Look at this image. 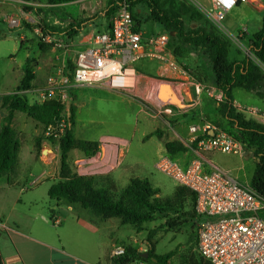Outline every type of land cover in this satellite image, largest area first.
<instances>
[{
	"label": "rangeland",
	"instance_id": "1",
	"mask_svg": "<svg viewBox=\"0 0 264 264\" xmlns=\"http://www.w3.org/2000/svg\"><path fill=\"white\" fill-rule=\"evenodd\" d=\"M44 1L45 0L37 2L38 4L34 6L22 4V7H17L19 8L17 12L9 11L5 12V14L10 13L19 17V25L9 28L14 30L24 29L27 31L22 43L27 42V51L31 57L29 65L33 70L37 68L38 73H42L44 77H47L56 69H69L68 62L73 64L75 48L62 34L43 36L39 31V26L48 25L51 27H64L68 21L74 26H80L85 23L87 19L74 17V8H72V5L70 6L67 3L49 5ZM111 1L112 0H106L107 11L108 8H110L109 4ZM160 1L170 2L171 0ZM174 4L179 7L183 5V9H189L191 7L194 9L196 15L193 13L184 16L188 27L192 26L191 15L197 16V19L199 16L203 19H208L206 11L210 6L209 0H174ZM132 13L138 18H143L140 23V28L145 34L150 35L159 30V25L157 23L146 20L149 16L147 4L142 2L135 4L132 7ZM108 22L109 20L104 18L102 23ZM222 24L225 29L224 31L215 27L229 42V59L241 58L243 55L248 54L246 47L242 45L239 39L245 32L238 28L244 26L248 33H252L256 30L255 25H261V18L254 14L249 4H240L230 9L225 14ZM178 62L181 64L180 66L184 67L197 81L208 85L212 84L210 65L208 61L200 55L198 50L185 53L178 59ZM134 66L138 71L156 77L155 72L157 63L148 60H139L134 63ZM9 86L12 90V81ZM155 86L154 79L141 78L140 84L133 92V94L136 95L95 86L82 87L78 90L75 89L76 91L74 90L72 92L71 104L75 108V125L74 128H72L73 135L85 141H97L100 135H114L127 138L129 140V146L127 148L126 143L123 142L125 139L117 140L103 137L100 139V143L104 144L103 141L120 142L118 147L122 148L123 154L125 153V149H127L126 158H124V162H122L124 167L136 164L134 169L138 170L142 166L148 172V176L153 175L158 179L159 184L172 187V179L154 167V162L158 158L156 146L154 144L155 141H148L149 137L152 135L157 138H162L163 136L168 137L170 130L166 123L167 121H172L171 117L163 113H158L150 104H154L153 95L154 91H156ZM260 92L263 93V89ZM258 97L264 98V96ZM28 101L30 103L34 102L31 98H29ZM213 101L214 100L211 98H203L201 104L194 105L192 108L186 107V113L184 115L189 116L186 127L188 128L190 137L193 138L185 141L186 145L184 146L186 147V153L184 154V158H182L185 162H190L193 158L192 149L197 145L198 135H201H192L190 127L196 126L202 131L204 126H208L209 128L215 126L221 127L229 133H233L230 128L226 127L225 121L220 119L219 115L216 113ZM159 120L160 122H158ZM33 121L36 122V124H34ZM170 126L173 128L174 122H171ZM19 130L22 132L18 135L20 141L36 142L37 137H40V141L46 140L43 127L33 119L28 120L27 124L19 120L16 130L17 133H19ZM201 133L202 136L206 134V132L203 131ZM51 142L54 144L55 140L49 139L48 144L53 145ZM157 142L162 143L163 141H156V143ZM21 146V155H23L28 146H31V143L23 142ZM112 149L113 151L115 150L114 145ZM212 153L214 152L205 151L202 155L203 157H209ZM90 158V161L87 159L85 161H78L75 164L72 161L69 163L67 160V167L70 171L82 176L97 175L101 171L108 169L107 166L101 164L99 157H97L95 153L92 154ZM213 158L220 166L227 167L230 165L239 167L241 165L240 158L237 156L217 152L214 154ZM242 159L245 162L244 171L250 173L253 168L252 164L254 165V158L250 148L244 147ZM56 163L60 170L59 149ZM32 167H34L37 172L42 169L38 161H33ZM208 168L211 167L208 166ZM238 172L241 174L243 170L240 169ZM188 194L189 193L186 192L184 197L177 204L176 209L166 214L165 217H156L153 221H148L141 225V233L137 234L136 238L133 239L134 241L131 239V242L135 245L137 250L139 249L141 252L150 251V248L153 247V243L155 242L154 253L157 255H164L172 252L171 264H190L192 261H199L201 259L197 252L199 219L193 209V198ZM135 230L137 232L139 231V229ZM130 233V226L123 225L122 235L120 236H122V238H127L125 236L130 235ZM132 263L159 264L153 257L147 258L144 261H134L129 264Z\"/></svg>",
	"mask_w": 264,
	"mask_h": 264
},
{
	"label": "crops",
	"instance_id": "2",
	"mask_svg": "<svg viewBox=\"0 0 264 264\" xmlns=\"http://www.w3.org/2000/svg\"><path fill=\"white\" fill-rule=\"evenodd\" d=\"M66 3L70 6L72 5V8H74V17L87 19L85 23L80 25L78 34L71 39H67L74 46L75 51H77L80 48V44L85 42L91 34L97 32L107 24L102 23L104 18H106L107 3L106 0H72ZM22 4L34 6L38 3L22 0H0V21H2V16L5 12H17V9H19L17 7H22ZM249 6L252 8L254 14L262 19L264 0H258L253 5L249 4ZM68 23H66V26ZM137 24L140 26V23ZM2 26L8 28L4 23ZM255 27V32H257L261 28V25L258 24ZM238 29L245 32L242 36L244 38H239L242 45H244L251 34L255 33H248L244 26H240ZM158 31H160V28ZM26 32L24 29H13L12 32L0 38V130L7 115V110L2 107L3 96L16 92L17 86L24 75L25 61L27 57H30L26 47L27 42L22 43ZM163 69L166 68L159 67L157 63L155 73L157 74ZM33 73L34 79L31 83L33 88L25 92L28 99L31 98L32 101H35V91L44 87L47 77H44L42 73H38L37 68H34ZM167 73L171 78H185L172 71H167ZM11 81L12 90L9 88ZM79 88L82 87L74 86L70 88V105L72 104V92ZM203 98L209 97L203 93L196 96L192 88H186L184 89V97L181 102L188 105L185 104V107L180 108L169 104L159 109L158 113H163V109H169L163 114L171 117L172 121H167L166 123L170 130L168 137L157 138L152 135L148 139V141H155L154 144L158 156L166 154L165 143L180 141L183 145H186L185 141L193 138L190 137V133L186 127L189 116H185L184 114L186 113L187 106L188 108H192L194 105L201 104ZM233 103L235 108L241 111L247 119L250 116L244 112L245 108L253 106L264 110V98H260L254 92L243 89L236 88L233 90ZM19 120L27 124L28 120L32 119L21 112H14L11 125L16 130ZM171 122H174L173 128L170 126ZM74 125L72 128H74ZM214 128L219 127L211 126L208 130L209 135L212 134ZM18 132V135L22 133L20 130ZM201 132V129L198 128L196 135L201 134L198 136L203 137ZM103 137L117 140L125 139L123 142L126 143V148L129 146L127 138L114 135H100L97 141L87 140L98 143L94 153L99 157L101 164L108 167L107 170H103L97 175L109 176L117 189L124 188L131 178H147L152 187L159 191V196L173 195L175 188L178 187L173 180L172 187L164 186L159 184L158 179L153 175L148 176V172L142 166L138 170L134 169L136 164L124 167L122 162L126 158L127 149H125V153L123 154L122 148L118 147L120 142L117 141H103L104 144H101L100 139ZM74 138L78 139L75 136ZM156 141L163 142L156 143ZM23 142L31 143V146H28L23 155H21L22 146L20 147L17 154L18 163L16 171L12 175L5 174L0 177V223L4 225V227L0 226V255L3 264H114V260L110 261L108 257L114 245L124 243L135 247L131 239H135L137 234L141 233L142 230L137 232L129 225L130 235H126L125 237L127 238H122L120 235H122L123 225H120L118 218L105 220L99 218L92 219L87 210H84L78 204L70 205L62 201L56 202L49 199L48 189L54 181L59 179L56 158L50 164L45 162L47 161L46 159L42 160L40 154L44 141H41L39 151L36 149L35 141H21V143ZM113 145L115 147L114 151L112 149ZM185 153V151L178 153L174 157V160L183 168L189 163L182 159ZM215 153L217 152L212 153L209 157H204L206 162L209 163L205 164L206 170L214 167L229 173L239 183L249 184L255 163L254 165L252 164L253 168L250 173L245 172V162L242 157L229 154L240 158L241 165L239 167L230 165L227 167L220 166L213 158ZM90 157L92 155H88L84 150L72 148L68 152L67 160L69 163L72 161L75 164L78 161H85L87 159L90 161ZM33 161L39 162L42 167L41 171L37 172L32 167ZM208 166L211 168H208ZM240 169L243 170L241 174L238 172ZM52 217L59 218L60 223L54 225L51 221ZM154 243L153 247L150 248L153 251L155 250ZM138 251L140 250L138 249ZM171 257L172 255L165 264H171Z\"/></svg>",
	"mask_w": 264,
	"mask_h": 264
},
{
	"label": "built area",
	"instance_id": "3",
	"mask_svg": "<svg viewBox=\"0 0 264 264\" xmlns=\"http://www.w3.org/2000/svg\"><path fill=\"white\" fill-rule=\"evenodd\" d=\"M258 0H209L206 11L208 19L219 30L224 31L225 14L240 4L253 5ZM2 21L8 27L19 25V17L4 14ZM168 35L165 32L145 34L135 22L129 9L128 0H118L110 27H101L80 44L75 51L74 67L71 75L66 69H56L46 78L43 88L36 92L35 103L53 100L61 106L59 115L44 130L46 140L40 156L50 164L57 157L59 141L69 125L68 115L71 103L70 88L95 86L132 95L140 84L141 78L154 79L155 111L169 105L159 99L160 84L170 86V95L179 101L183 100L184 89L192 88L196 96L221 101L223 93L214 85L201 83L194 79L180 66L168 47ZM148 60L165 67L156 77L138 71L134 63ZM167 71L175 72L185 78H171ZM171 105V104H170ZM169 109H163L166 113ZM241 112V111H240ZM249 119L264 126V110L256 107L244 109ZM210 128L204 126L203 132ZM192 135L198 127H190ZM49 139L55 143L48 144ZM48 141V142H47ZM205 151L233 154L243 157L244 145L221 128H214L212 134L203 136L193 152V158L186 167L166 154L158 156L154 167L171 178L178 186L186 187L194 194V212L199 219L197 231V252L210 264H264V197L252 189L247 183H239L229 173L212 167L202 153ZM206 164V165H205ZM54 225L60 219L52 217ZM0 226H3L0 223ZM124 246L116 244L109 252V260L113 261L124 254Z\"/></svg>",
	"mask_w": 264,
	"mask_h": 264
},
{
	"label": "trees",
	"instance_id": "4",
	"mask_svg": "<svg viewBox=\"0 0 264 264\" xmlns=\"http://www.w3.org/2000/svg\"><path fill=\"white\" fill-rule=\"evenodd\" d=\"M40 2L42 0H22ZM72 0H45L49 5L70 2ZM118 0H112L110 8L106 12L109 22L105 25L110 27L112 17L116 10ZM145 3L149 8V16L146 20L159 25L160 32L168 35V47L176 62L189 51H199L205 58L211 70L212 85L223 93L221 101L214 100L215 109L220 119L225 121L226 127L230 128L236 140L243 143L244 147L250 148L254 158V171L249 185L264 197V126L253 120L247 119L242 112L238 111L233 103V90L243 89L264 96V13L261 19V28L251 34L244 45L247 53L241 58L229 59V42L208 19L201 16L191 15L192 26L186 24V15L193 14L191 8L183 9L176 6L174 0L170 2L160 0H128L129 9L137 3ZM29 8V7H28ZM196 10V9H195ZM196 15V13H194ZM136 23H141L143 18H138L132 13ZM69 22V21H68ZM4 22L0 21V38L13 31L4 28ZM5 24V23H4ZM81 26L68 23L66 27L39 26L43 36L62 34L66 39H71L78 34ZM242 39L244 37H241ZM31 57H27L24 65V75L17 86L16 92L3 96L2 107L7 110L4 123L0 130V177L16 171L21 141L16 129L11 125L14 112L26 114L29 118L37 121L43 130L52 124L61 111L59 103L48 100L43 103H30L25 91L32 89L34 73L29 65ZM181 65V64H179ZM68 75H71L74 64L68 62ZM184 68V67H183ZM185 69V68H184ZM147 74V73H144ZM149 76V74H147ZM75 108L71 105L68 115L69 125L66 127L63 137L59 141L60 170L59 179L54 181L48 189V197L56 202L78 204L87 210L92 219L118 218L120 225H130L141 230V225L153 221L156 217H165L166 214L176 209L179 201L188 192L193 198L194 194L186 187H176L172 196L161 197L159 191L152 187L147 178H131L129 183L121 189H117L109 176L89 175L82 176L70 171L67 167L68 152L72 148L84 150L88 155L94 154L97 143L75 139L72 132L74 125ZM205 136H208L206 132ZM202 137H198L199 141ZM40 137H37L35 146L39 151ZM166 154L174 159L175 155L182 153L186 147L180 141H171L165 144ZM261 216L264 218V211ZM124 246V254L114 259V264H129L134 261H144L153 257L159 264H165L172 255L169 252L157 255L153 249L141 252L134 246L121 243ZM146 253L147 256L143 257ZM201 258V257H200ZM0 264L2 258L0 255ZM190 264H210L203 260L192 261Z\"/></svg>",
	"mask_w": 264,
	"mask_h": 264
},
{
	"label": "water",
	"instance_id": "5",
	"mask_svg": "<svg viewBox=\"0 0 264 264\" xmlns=\"http://www.w3.org/2000/svg\"><path fill=\"white\" fill-rule=\"evenodd\" d=\"M158 97L160 100L167 102L171 105L183 108L185 107V104L179 101L175 96L170 95V86L167 83H163L160 86V89L158 91ZM147 254L144 253L143 257H146Z\"/></svg>",
	"mask_w": 264,
	"mask_h": 264
},
{
	"label": "clouds",
	"instance_id": "6",
	"mask_svg": "<svg viewBox=\"0 0 264 264\" xmlns=\"http://www.w3.org/2000/svg\"><path fill=\"white\" fill-rule=\"evenodd\" d=\"M225 2H227V0H225Z\"/></svg>",
	"mask_w": 264,
	"mask_h": 264
}]
</instances>
